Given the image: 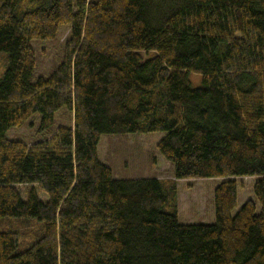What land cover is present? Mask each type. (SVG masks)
<instances>
[{
  "label": "trees",
  "instance_id": "trees-1",
  "mask_svg": "<svg viewBox=\"0 0 264 264\" xmlns=\"http://www.w3.org/2000/svg\"><path fill=\"white\" fill-rule=\"evenodd\" d=\"M65 28L37 75L32 41ZM0 51V218L43 223L22 250L0 230V264H264V0H0ZM147 132L174 178L115 176L102 137ZM211 177L215 220L182 222L178 179Z\"/></svg>",
  "mask_w": 264,
  "mask_h": 264
},
{
  "label": "rangeland",
  "instance_id": "rangeland-1",
  "mask_svg": "<svg viewBox=\"0 0 264 264\" xmlns=\"http://www.w3.org/2000/svg\"><path fill=\"white\" fill-rule=\"evenodd\" d=\"M69 34L65 28L57 38L42 40L34 39L32 44L37 53V75L49 76L54 68L62 61L64 42ZM7 53L0 51V76L6 70ZM193 86H199L202 75H191ZM69 115L65 111L57 115V125L66 124ZM41 122L40 113L34 114L22 128H12L8 132L9 138L31 142L38 138L35 135ZM164 132H147L131 134H107L99 144V153L103 162L113 168L117 177H153L174 178V166L161 154L157 148ZM244 178V177H243ZM241 178V179H243ZM258 176H247L239 184L238 209L249 199L254 197L253 184ZM222 181L221 177L178 179L180 220L182 222H213L215 220L214 191ZM26 194V185H18ZM42 198L46 194L40 192ZM43 223L38 219L0 218V230H22L19 250L29 246L36 238Z\"/></svg>",
  "mask_w": 264,
  "mask_h": 264
}]
</instances>
